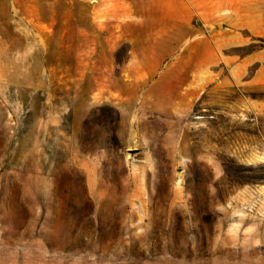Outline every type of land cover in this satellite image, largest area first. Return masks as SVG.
<instances>
[{
  "label": "rangeland",
  "instance_id": "obj_1",
  "mask_svg": "<svg viewBox=\"0 0 264 264\" xmlns=\"http://www.w3.org/2000/svg\"><path fill=\"white\" fill-rule=\"evenodd\" d=\"M0 264H264V0H0Z\"/></svg>",
  "mask_w": 264,
  "mask_h": 264
},
{
  "label": "crops",
  "instance_id": "obj_2",
  "mask_svg": "<svg viewBox=\"0 0 264 264\" xmlns=\"http://www.w3.org/2000/svg\"><path fill=\"white\" fill-rule=\"evenodd\" d=\"M170 1H172V0H170ZM181 4H183V3L182 2H180L179 4L177 3L178 6L181 5ZM198 4L200 5L201 3L198 2Z\"/></svg>",
  "mask_w": 264,
  "mask_h": 264
}]
</instances>
